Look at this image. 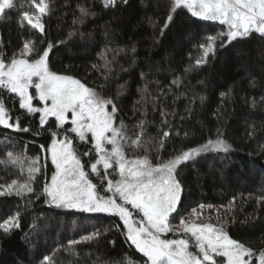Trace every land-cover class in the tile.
<instances>
[{"label":"trees","instance_id":"trees-1","mask_svg":"<svg viewBox=\"0 0 264 264\" xmlns=\"http://www.w3.org/2000/svg\"><path fill=\"white\" fill-rule=\"evenodd\" d=\"M46 2L50 11L42 18L43 33L23 19L24 12H36L31 0H13L14 6L0 15V53L5 61L19 54L25 41H33L41 52L52 43L51 71L79 79L112 99L118 109L114 127L123 123L129 144L143 130L142 145L125 151L134 159L147 156L151 164H160L209 140H224L231 146L228 153L209 148L177 168L183 192L171 218L180 220L201 205L217 208L221 219L216 221L232 239L253 249L248 259L257 264L264 252V37L253 32L223 48L218 40L215 53L196 66L203 55L199 45L228 27L178 9L161 34L173 0H116L107 7L103 0ZM79 6L90 15L74 24L81 18ZM106 49L112 50L107 53L110 72L100 58ZM0 100L10 111L11 122L19 117L21 128L30 129L22 132L0 125V186L12 180L25 183L29 167L41 168L32 181L33 193L0 195V223L20 213L18 229L9 233L0 229V264H43L45 257L53 264H145L147 258L126 239L118 215L56 207L41 195L45 180L50 182L55 172L46 155L54 138L51 133L70 129L71 124L58 130L55 118L49 117L42 128L41 113L21 109L18 96L0 88ZM164 131L170 135L160 148ZM68 135L78 154L92 148L90 137L85 142ZM9 151L20 159L10 161ZM93 157L94 152L81 155L84 170L99 194L110 196L107 180L101 184L90 170ZM36 158L39 163L33 165ZM98 167L103 175V167ZM118 177L115 165L107 170V179L114 182ZM96 231L101 233L98 239L74 246L78 255L65 251L69 240ZM214 258L216 264H225L219 255Z\"/></svg>","mask_w":264,"mask_h":264},{"label":"snow or ice","instance_id":"snow-or-ice-1","mask_svg":"<svg viewBox=\"0 0 264 264\" xmlns=\"http://www.w3.org/2000/svg\"><path fill=\"white\" fill-rule=\"evenodd\" d=\"M103 2L107 7L115 5L116 0ZM31 3L36 13L30 15L24 12L23 19H26L32 28L43 33L45 26L41 21L50 11L49 5L46 0H39L38 3L31 0ZM13 6L12 0H0V13ZM178 9H186L193 17L205 21H218L228 27L226 32L209 36L206 43L199 45L203 55L196 59V66L205 64L209 54L215 53L218 40L220 47L223 48L238 38L248 37L253 32L264 37V0H173L161 34L172 24ZM78 10L81 18L74 20V24L83 23V17L90 15L86 7L79 6ZM72 35L74 33L70 32L69 36ZM52 49L53 45L49 43L41 52L33 41H25L19 54H13L7 63L0 53V88L18 96L19 107L27 113H41L39 124L42 128L48 124L49 117H54L57 129H63L69 120V113L71 114L70 129L51 133L54 138L49 150L56 171L51 176L50 183L45 180L41 195L47 196L48 202L56 207L118 215L126 229V239L147 258L145 264H216L214 257L217 254L226 257L227 264H251L245 257H251L253 249L232 239L222 226L180 220V227L176 230L190 233L198 252L189 250L188 239L161 238L162 234L174 231L169 224V217L178 211L181 202L183 186L176 178L177 168L209 148L216 152L228 153L231 146L222 139L209 140L200 148L182 151L156 167L152 166L147 156L128 159L122 144V141L127 142L130 139L126 136L125 126L122 122L119 128L113 126L118 111L116 103L79 79L50 71L48 60ZM111 51L106 49L100 54L104 67L109 72L111 61L108 60L107 53ZM132 51L135 52V49ZM143 75L142 73V78ZM176 83L177 80H174L173 84ZM31 88L36 90L38 99L44 102L42 108L33 105L34 96L30 92ZM109 106L111 111H108ZM12 120L10 111L0 100V125L16 131H30L27 127L21 128L19 117L15 118V122H11ZM143 124L141 121V128ZM68 132L75 133L80 141L85 142L87 134L91 133L92 148L88 152L78 154ZM58 135H62L63 138L56 139ZM169 135L168 131L162 133L160 148H163L164 139ZM142 136L143 130L131 140V145L140 147ZM106 145H112L111 149ZM43 147L41 145V148ZM92 152H95L96 156L93 157L95 162L89 165L90 170L100 177L101 184L107 180V191L112 193L110 196H101L97 185L88 179V172L84 170L85 164L81 160V155L90 156ZM7 157L10 161L20 159L19 155L14 156L11 151L7 152ZM38 163L39 158L32 161L33 165ZM114 163L120 176L115 182L107 179V170L112 169ZM100 165L104 169L103 175L98 167ZM40 172L39 166L29 167L27 182L18 183L17 180H12L8 185L0 186L4 188L0 195H10L13 192L16 195L33 193L32 181ZM117 198L122 203H117ZM126 205L142 214L140 219H134L133 211ZM192 214L199 215L196 209L192 210ZM19 227L18 212L0 223V229L5 233ZM100 235L101 233L96 231L82 236L80 240H69L65 251L78 255L75 253V245L98 239ZM43 264H53L51 257H45ZM259 264H264V252L259 255Z\"/></svg>","mask_w":264,"mask_h":264},{"label":"rangeland","instance_id":"rangeland-1","mask_svg":"<svg viewBox=\"0 0 264 264\" xmlns=\"http://www.w3.org/2000/svg\"><path fill=\"white\" fill-rule=\"evenodd\" d=\"M13 1V0H12ZM36 12H32V13H29L30 15L31 14H34ZM2 13H0L1 15ZM42 22V21H41ZM8 61H6L7 63ZM50 69V68H49ZM51 71V70H50ZM30 92L32 93V95L34 96V99H33V105L35 107H38V108H42L44 106V102L43 101H40L38 99V95L36 93V90L34 88H31L30 89ZM50 103V102H49ZM109 111V110H108ZM71 121V114L69 113V120L67 123H70ZM71 124V123H70ZM114 126V125H113ZM72 127V125H71ZM119 128V127H118ZM77 138L78 136L73 133ZM110 135V133H109ZM70 137V136H69ZM91 138V133H88L87 134V139L88 138ZM63 137L59 138V137H56V139H62ZM71 138V137H70ZM72 139V138H71ZM79 140V138H78ZM92 140V138H91ZM80 141V140H79ZM73 142V140H72ZM122 144H124V153L125 151L127 150V148L129 149L132 148L131 147V144H129V140L127 142H124L122 141ZM73 147H74V144H73ZM106 147L108 149H111L112 145H106ZM75 148V147H74ZM47 158H50L51 159V155H50V150H48L47 152ZM94 155L96 156V153L94 152ZM125 156L128 158V159H134L132 158V156H129L128 153H125ZM161 164V163H160ZM160 164H152L153 167H156V166H159ZM113 165H115L117 167V165L114 163ZM55 166V165H54ZM101 167H103L102 165H100ZM56 171V169H55ZM120 179V176L118 177L117 180ZM115 182V181H114ZM50 183V182H49ZM108 192V191H107ZM110 193V192H109ZM112 193H110L111 195ZM117 203H122V201L120 199L117 200ZM127 207H129L130 211H133V218L134 219H140V217L142 216V214H138L136 212V210L132 209L130 205H126ZM77 210H80V209H77ZM196 212L199 214L198 216L197 215H193L192 212L190 214H188L187 216L185 217H182L181 219H184V220H188V221H195L196 223H205V224H212V225H215L217 227H221V225L219 224V222H217L216 220L218 219H221V214L220 212L218 211L217 208H213V207H203V208H197L196 209ZM180 219V220H181ZM180 220H175V219H172L171 216L169 217V224L170 226L174 229V231L172 232H168V233H164L161 235V238L162 239H188L189 240V250L192 251V252H198V249L194 246L195 245V242H194V238L191 236L190 233H183V232H180V231H177L176 229H178L180 227ZM215 221V222H214ZM219 221V220H218ZM218 255V254H217ZM220 256V255H219ZM222 257V259L225 261V264H227V258L226 257H223V256H220ZM246 260H251V259H248V257L246 256L245 257ZM258 260V263L259 264V259Z\"/></svg>","mask_w":264,"mask_h":264}]
</instances>
